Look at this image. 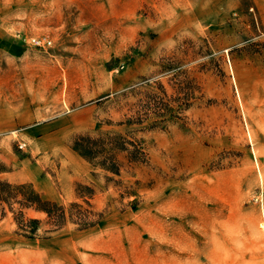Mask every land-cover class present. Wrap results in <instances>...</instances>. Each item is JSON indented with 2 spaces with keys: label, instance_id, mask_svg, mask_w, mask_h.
Returning <instances> with one entry per match:
<instances>
[{
  "label": "rangeland",
  "instance_id": "rangeland-1",
  "mask_svg": "<svg viewBox=\"0 0 264 264\" xmlns=\"http://www.w3.org/2000/svg\"><path fill=\"white\" fill-rule=\"evenodd\" d=\"M179 84L182 119L119 125ZM127 131L148 161L119 175L70 148ZM0 182L63 206L87 185L103 214L44 233L23 208L30 239L0 202V264H264V0H0Z\"/></svg>",
  "mask_w": 264,
  "mask_h": 264
},
{
  "label": "trees",
  "instance_id": "trees-1",
  "mask_svg": "<svg viewBox=\"0 0 264 264\" xmlns=\"http://www.w3.org/2000/svg\"><path fill=\"white\" fill-rule=\"evenodd\" d=\"M181 84V83H180ZM178 85L177 96H168L163 87H159L161 94L144 91L129 108V114L119 125L141 126L143 129L163 127L170 119H182L180 114L190 105L191 92L188 86ZM134 131L124 134L117 132H88L78 133L71 137L70 148L92 166H98L112 174L119 175V171L126 161L127 164H144L148 155L141 139L133 135ZM76 194L85 205L71 202L68 206L58 205L46 200L27 185H12L0 182V202L8 205L17 203L20 209L13 218L20 234L33 239L38 236L42 221L26 217L23 208H34L45 214L44 224L47 228L44 233H51L62 228L67 221L75 224L77 229L84 230L96 226L103 214L96 212L90 203L93 189L87 185L77 184Z\"/></svg>",
  "mask_w": 264,
  "mask_h": 264
},
{
  "label": "built area",
  "instance_id": "built-area-1",
  "mask_svg": "<svg viewBox=\"0 0 264 264\" xmlns=\"http://www.w3.org/2000/svg\"><path fill=\"white\" fill-rule=\"evenodd\" d=\"M32 43L37 46H44V45H49L48 41L39 39V38H33Z\"/></svg>",
  "mask_w": 264,
  "mask_h": 264
},
{
  "label": "crops",
  "instance_id": "crops-1",
  "mask_svg": "<svg viewBox=\"0 0 264 264\" xmlns=\"http://www.w3.org/2000/svg\"><path fill=\"white\" fill-rule=\"evenodd\" d=\"M32 172V171H31ZM31 172H29V173H31Z\"/></svg>",
  "mask_w": 264,
  "mask_h": 264
},
{
  "label": "bare ground",
  "instance_id": "bare-ground-1",
  "mask_svg": "<svg viewBox=\"0 0 264 264\" xmlns=\"http://www.w3.org/2000/svg\"><path fill=\"white\" fill-rule=\"evenodd\" d=\"M264 225V224H263Z\"/></svg>",
  "mask_w": 264,
  "mask_h": 264
}]
</instances>
